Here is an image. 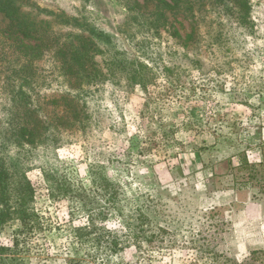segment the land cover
<instances>
[{
    "label": "rangeland",
    "instance_id": "374dc122",
    "mask_svg": "<svg viewBox=\"0 0 264 264\" xmlns=\"http://www.w3.org/2000/svg\"><path fill=\"white\" fill-rule=\"evenodd\" d=\"M123 1L19 2L27 19L60 40L89 34L71 19L111 36L97 43L94 57L103 77L76 97L86 119L71 130L51 128L32 146L16 135V92L28 94L42 119L61 110L55 99L75 92L51 51L18 62L7 48L3 53L0 160L22 166L45 228L30 239L22 263L264 264V217L240 214L264 198V0H250L245 26L208 8L194 18L171 17L154 34L139 30ZM6 23L0 14V29ZM242 154L255 166L251 178L228 166L230 159L237 168ZM88 164L121 187L120 216L93 217L92 224L98 203L82 208L80 200L49 195L54 173L81 179L91 201ZM137 208L150 220L139 222ZM112 239L121 248L110 249ZM10 241L6 227L0 242Z\"/></svg>",
    "mask_w": 264,
    "mask_h": 264
},
{
    "label": "trees",
    "instance_id": "16d2710c",
    "mask_svg": "<svg viewBox=\"0 0 264 264\" xmlns=\"http://www.w3.org/2000/svg\"><path fill=\"white\" fill-rule=\"evenodd\" d=\"M22 0H0V14L6 20V25L0 29V64L3 62V53L7 48L14 56L15 61L22 59L33 60L41 57L45 51H51L53 57L58 60L59 70L64 78L69 90L75 92L74 95H64L58 97L63 103L61 110L53 112L50 117L42 119L40 111L33 108L28 94L21 88L16 92V100L13 99L16 110L14 119L16 124V135L18 141L32 146L44 139L49 138L46 133L62 127L64 130H71L76 125L85 120L83 105L76 100L79 93L83 92L86 85L98 82L103 77L102 69L94 60L96 52L99 50L98 42H108L111 36L103 31L91 30L87 25L79 24L71 19L73 24L82 30H87L84 34L73 35L70 39L60 40L55 35H49L43 25H39L26 18V14L20 10L19 2ZM124 8L133 14L139 30L145 33H157L161 27L169 23L171 17L183 14L184 18H194L195 11L206 9L216 10L224 18L235 22L239 26L248 23L250 12V0H124ZM195 23V21H194ZM173 34L178 35L176 29ZM187 38H191L189 34ZM6 49V50H7ZM31 53V54H30ZM30 54V56H28ZM22 70V69H21ZM131 74L134 78L143 83V76ZM146 109V105L142 110ZM83 114V115H82ZM48 119V120H46ZM78 128V127H77ZM76 128V129H77ZM239 163L234 168L230 159L228 166L230 170H249V177H253L255 166L248 160L247 156H237ZM17 163L6 166L0 160V234L6 227L11 228L10 244L4 245L0 242V264H23V258L30 253L29 241L38 235L45 228L41 222L39 213L34 208L35 188L24 176V171ZM13 171V169H15ZM25 169V168H24ZM99 165L88 164L85 177L89 182L91 201L85 196L86 189L83 187L81 179L76 183L69 179L58 177L53 173L50 175L52 185L49 195L55 199L56 195L68 197L69 201L80 200L82 208L89 203H98L97 208H92L89 221L93 224L95 219L99 222L107 221L110 216H120L118 204L121 202V187L108 177ZM19 171V175H16ZM230 171V172H231ZM230 174V173H229ZM253 175V176H252ZM237 185L233 190H240L248 186L246 182L235 181ZM64 198V197H63ZM123 198V195H122ZM99 201L101 204H99ZM138 210V221L150 220V216ZM93 211H95L93 214ZM95 217V219L93 218ZM141 235L139 231L132 234L131 239L136 245V238ZM109 248L116 251L121 248L120 241L112 239ZM69 264H79L69 262ZM232 264H237L232 262Z\"/></svg>",
    "mask_w": 264,
    "mask_h": 264
},
{
    "label": "crops",
    "instance_id": "0c3cea01",
    "mask_svg": "<svg viewBox=\"0 0 264 264\" xmlns=\"http://www.w3.org/2000/svg\"><path fill=\"white\" fill-rule=\"evenodd\" d=\"M247 208H249L250 210L245 208L240 211V214L243 215L241 218L247 219L251 218L252 216L258 217L259 215L261 217H264V198L261 201L252 204V206L250 204L249 206H247Z\"/></svg>",
    "mask_w": 264,
    "mask_h": 264
}]
</instances>
